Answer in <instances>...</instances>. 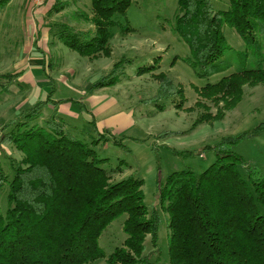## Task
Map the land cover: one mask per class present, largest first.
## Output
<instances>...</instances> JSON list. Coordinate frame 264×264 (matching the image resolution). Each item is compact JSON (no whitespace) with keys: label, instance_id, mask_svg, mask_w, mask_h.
<instances>
[{"label":"trees","instance_id":"trees-1","mask_svg":"<svg viewBox=\"0 0 264 264\" xmlns=\"http://www.w3.org/2000/svg\"><path fill=\"white\" fill-rule=\"evenodd\" d=\"M132 1L91 0L92 14L87 19L94 32L59 24L58 40L81 56H108L113 18L124 15ZM228 2L224 11L215 10L212 0H178L172 28L187 43L188 61L198 77L222 70L217 59L230 48L222 32L224 24L235 29L256 60L254 68L195 88L198 106L210 101L230 109L240 101L243 86L264 82V0ZM123 30L128 32L130 27ZM124 62L131 59L120 58L110 72ZM105 77L92 87L116 83L114 76L113 80ZM155 78L157 93L148 100L154 105L182 94L165 73ZM49 96L21 111L5 125L12 128L0 135V144L14 145L23 154L20 164H13L11 179L0 167V188L7 183V206L0 212V264H84L102 258L98 239L123 214L125 239L106 257V264H151L145 240L157 246L160 217L156 210L146 209L143 180L133 174L113 179L121 168H104L106 159L67 128L57 112L58 101ZM49 105L53 109L45 125H29ZM223 113L202 112L198 122L221 119ZM93 128L95 144L103 136ZM263 131L264 120L250 130L222 137L208 146L215 160L205 170L198 174L174 170L158 184L157 201L169 218L168 264H264V176L232 149L245 137ZM175 133L165 131L158 137Z\"/></svg>","mask_w":264,"mask_h":264},{"label":"rangeland","instance_id":"rangeland-1","mask_svg":"<svg viewBox=\"0 0 264 264\" xmlns=\"http://www.w3.org/2000/svg\"><path fill=\"white\" fill-rule=\"evenodd\" d=\"M1 1L0 135L12 128L5 125L16 115L50 94V99L58 101L57 112L67 128L78 139L93 145L97 155L106 159L103 167L121 168L113 173V179L133 174L143 180L146 209L149 213L156 210L160 217L157 246H152L146 238L145 252L151 264H168L169 218L157 201L158 184L174 170L190 169L195 174L205 170L215 160L214 151L208 146L224 136L250 130L264 120V82L243 86L240 101L230 109L210 101L198 106L200 99L195 88L232 72L254 68L255 58L235 29L224 24L222 32L230 48L217 59L222 61V70L198 77L188 61L187 43L172 28L178 0H133L124 15L113 18L110 54L95 58L81 56L57 37L59 24L94 32V25L87 19L92 14L91 0H60L57 5L54 0H45L41 9L43 19L39 23L45 26L44 38L37 37L39 50L28 54L31 40L26 41L31 34L26 37L29 27L24 11L36 8L31 2L22 9L17 1L12 4ZM212 3L215 10L225 11L229 2L212 0ZM126 25L130 27L128 32L123 30ZM30 55L39 56L42 67L32 66ZM122 57L131 62H124L121 68L118 66L115 72H110ZM160 72L170 77L182 94L154 105L148 100L157 93L159 82L155 76ZM104 76L112 80L114 76L116 83L92 87ZM51 80L52 84L48 85ZM52 109L51 105L44 107L38 117L28 121L29 125H45ZM202 112L224 113L221 119L198 122ZM93 125L105 138H99L95 144ZM165 131L177 134L159 138ZM232 149L264 176V131L245 137ZM22 158L23 154L14 145L0 144V167L8 179L13 175V164H20ZM6 193L7 183H4L0 188V212L7 206ZM124 219L125 214L114 219L99 237L104 257L84 264H106V257L125 239Z\"/></svg>","mask_w":264,"mask_h":264},{"label":"crops","instance_id":"crops-1","mask_svg":"<svg viewBox=\"0 0 264 264\" xmlns=\"http://www.w3.org/2000/svg\"><path fill=\"white\" fill-rule=\"evenodd\" d=\"M13 1H17L18 4L20 5V7L22 9H24L25 7L23 6H28L29 3L31 2V0H8L7 3L12 4ZM33 7V6H32ZM43 8V6H38L35 11L28 10L25 9V14H27L28 19H26L28 21V26L29 27V31L27 30V35L26 37H28V33L31 34V36L28 37L26 43H28L29 40L30 43L28 44L30 48H28V54L35 52L36 50H39L38 48H34V42H36V46L39 47V44L37 43V37H41V39L44 38L43 35V29H45V26H43L42 24H39L41 22V20L43 19L42 13H41V9ZM42 16V17H41ZM41 17V18H40ZM39 24V25H38ZM26 48V46H24ZM29 63L32 66H41L43 65V60L40 59L39 56H34V57H29Z\"/></svg>","mask_w":264,"mask_h":264},{"label":"built area","instance_id":"built-area-1","mask_svg":"<svg viewBox=\"0 0 264 264\" xmlns=\"http://www.w3.org/2000/svg\"><path fill=\"white\" fill-rule=\"evenodd\" d=\"M45 0H31V4H33V7L37 8L40 4L43 3Z\"/></svg>","mask_w":264,"mask_h":264}]
</instances>
